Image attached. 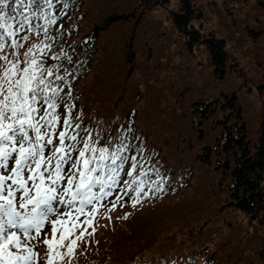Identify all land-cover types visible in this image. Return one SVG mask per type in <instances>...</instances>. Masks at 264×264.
<instances>
[{"label": "trees", "instance_id": "trees-1", "mask_svg": "<svg viewBox=\"0 0 264 264\" xmlns=\"http://www.w3.org/2000/svg\"><path fill=\"white\" fill-rule=\"evenodd\" d=\"M129 1L122 13L108 4L99 14V0H66L67 8H64L65 0H52L53 7L46 9L53 18L59 19L49 26L48 36H55V41L44 54L45 60L49 66L59 64L60 74L64 68L68 69L71 76L68 83L75 98L71 100L75 105L73 113L82 117L79 121L83 125L79 130L81 139L86 138L84 129H89L93 136L99 134L98 144L111 143L115 150L119 138L128 136L124 143L134 147L118 155L134 156L139 165L130 177L127 170L131 169L132 161L127 160L109 190L110 195L87 207L84 215L68 217L69 221L75 220L77 226L78 220L85 218L80 219L85 223L79 227L87 231L83 236L92 240L82 247H73L71 256L68 244L72 239L65 241L63 258L66 257L69 264H237L240 256L230 257L210 238H200L195 232L187 239H176L175 233L166 234V231L169 226L182 225V221L185 225H196L194 217L201 207L190 212V207L182 204V194L192 188L197 178H203L206 185H214L231 208L264 227V123L257 138L253 137L241 97L230 87L234 80L229 74L232 64L226 41L203 25L205 14L196 0H177L165 16L157 18L144 9L157 0ZM136 1L139 5L132 9ZM163 1L166 0H160ZM261 22L255 19L253 23L257 26ZM37 23L44 25L45 21L32 20L33 26ZM257 30L262 29L246 28L253 37ZM165 35L168 41H163ZM44 39L43 32L40 40L35 31L29 33V40L23 42L20 53ZM166 42L183 44L189 54L201 48L213 65V74L205 76L196 88L198 97L192 94L188 103H181L180 111L174 108L179 118L169 123L150 113L138 112L134 101L141 98L136 91V81H141L144 68L150 72L156 67ZM106 50L109 51L105 58L102 56ZM10 51L5 48V52ZM62 51L72 57L71 63L63 58ZM52 54L60 58L53 60ZM92 75L96 77L90 78ZM212 77L216 79L215 84L211 83ZM89 79L96 94L82 95V83ZM61 87L69 91L65 85ZM158 90V95L153 93L148 100L155 110L161 105L162 95ZM182 106L187 108L183 114ZM58 111L63 113V108ZM72 134L74 131L70 130L69 135ZM104 163L110 165L111 161ZM155 169H159L164 178L163 189L156 191V184L150 181L144 187L148 195L133 207L129 193H135L129 185L142 171L146 174L144 179L157 180ZM103 172L104 179L108 180V169ZM94 190L98 191V187ZM120 203L124 210L115 218H102L112 206H121ZM169 204H175L171 213L175 219L156 222L158 215L154 212L164 206L173 209ZM56 218L50 216L42 232L33 231L31 238L47 233ZM97 233L104 234L102 246L94 238ZM159 234H165V240L157 242ZM256 252H260L259 258L264 264V244L258 246Z\"/></svg>", "mask_w": 264, "mask_h": 264}, {"label": "snow or ice", "instance_id": "snow-or-ice-1", "mask_svg": "<svg viewBox=\"0 0 264 264\" xmlns=\"http://www.w3.org/2000/svg\"><path fill=\"white\" fill-rule=\"evenodd\" d=\"M52 7V0H0V264H35V253L27 243L33 230L39 233L49 217L56 216L51 221L52 232L55 234L59 225L60 241L67 239L77 227L75 220L69 221L68 217L84 215L87 207L110 195L127 160L132 161L128 176H134L139 166L136 157L118 155L134 147L124 143L128 136L119 138L115 150L111 143L98 144L99 134L93 136L89 129H84L86 138L81 139L82 117L73 113L75 105L71 100L75 98L68 83V69L60 74L59 64L49 66L45 60L44 54L55 41V36H48L49 26L59 19L46 11ZM67 7L65 0L64 8ZM33 19L44 20L45 24L33 26ZM33 31L37 40L43 32L44 41L33 43L21 54L23 42ZM5 48L11 51L5 52ZM62 55L72 62L66 52L62 51ZM51 58L60 57L52 54ZM62 84L69 91L65 92ZM61 107L63 113L58 111ZM70 130L74 134L69 135ZM109 160L110 165L104 163ZM105 168L108 180L104 179ZM155 173L157 180L144 179L142 171L132 184L124 181L135 193H129L133 207L148 195L144 187L150 181L156 184V191L163 189L160 170L155 169ZM45 243L52 250L59 242ZM75 243L72 240L68 244L69 256ZM62 259L63 254L53 250L47 264Z\"/></svg>", "mask_w": 264, "mask_h": 264}, {"label": "rangeland", "instance_id": "rangeland-1", "mask_svg": "<svg viewBox=\"0 0 264 264\" xmlns=\"http://www.w3.org/2000/svg\"><path fill=\"white\" fill-rule=\"evenodd\" d=\"M137 1L132 9L138 7L139 2L137 4ZM99 2H101L98 7L100 14L102 8L108 4L114 5L122 13L128 8L127 5L131 1L99 0ZM164 3L166 6H163ZM176 3L177 0H169V2L167 0L163 2L157 0L152 4H148L144 9L153 13L157 18L165 16L167 10L173 8ZM196 3L203 9L205 14L203 25L207 29L215 31L217 35L223 37L226 41L229 61L232 64L229 74H232L234 80V86L231 84L230 87L240 95L246 110L248 123L252 128V136L257 138L260 132L259 128L264 123V0H196ZM157 8L159 9L157 10ZM140 9L138 8V10ZM255 19H260L263 22L254 26ZM246 28L262 30H257V35L255 34V37H253L247 33ZM163 41H168L167 35H165ZM167 43H165V49L163 48L160 51L161 54L156 67L151 68L150 72L144 68L145 72L140 76L141 81L139 83L136 81V91L140 93L141 98L134 101L138 112L150 113L154 118L162 121L166 120L169 123L179 118L176 116L174 108L180 111L181 103H184V105L188 103L192 98L190 97L192 94H196L198 97L199 93L196 88L200 86L205 76L213 74V65L206 52L201 48H195L192 55L179 42ZM108 51H104L102 57L106 58ZM191 57L193 60H190ZM95 77L92 75L90 78ZM210 80L212 84H215L216 79L212 77ZM91 81L89 79L82 83V95L87 93L96 94ZM157 89H159V95H162L161 105L158 106L160 110L158 108L155 110L148 102L153 97V93L157 94ZM164 105H167V107ZM185 111L187 112V108L185 109L182 106V114ZM197 180L192 188L182 194V204L185 208L189 206L190 212H195L199 206L201 207L194 217V220L197 218L195 220L196 225H185L182 221V225L169 226L166 234L175 233L177 235L176 239H187L197 232L198 237L210 238L215 241L216 245H220L226 254H230V257L232 255L234 257L240 256L237 264H261L260 252H256V250L258 246L262 247L264 244V227H260L258 223L254 224L247 216L231 208L227 204L226 197L222 193L218 194L216 192L214 185H206L203 178H197ZM29 186H31V182H29ZM213 190L215 192H212ZM19 195L18 192L17 202L19 201ZM120 205L116 208L112 206L111 211L105 213L102 218L109 220L115 218L124 210L122 203ZM173 205L175 204H169L173 209L164 206L154 212L158 215L156 222L162 223L168 218L174 220L175 218L171 214L174 210ZM80 219L77 228L63 241H60L62 229L58 225V231L53 234L51 223L48 226L47 233L28 239L27 243L35 253V264H47L50 251L58 250L62 254L67 247L65 241L70 238L76 241L74 247H82L91 241L92 239L87 236H80L81 232L87 234L86 230L79 227V225L85 223ZM164 235H157L156 241L165 240L163 239L165 238ZM94 238L97 239L98 243L100 242L99 245L101 246L105 242L104 234L97 233ZM46 240L49 242L56 240L59 243L56 248L50 250L48 244L45 243ZM12 250L16 251L15 248ZM60 261L61 264H69L66 257L62 260H55L54 263L57 264Z\"/></svg>", "mask_w": 264, "mask_h": 264}]
</instances>
